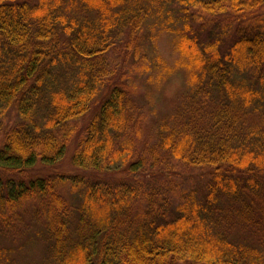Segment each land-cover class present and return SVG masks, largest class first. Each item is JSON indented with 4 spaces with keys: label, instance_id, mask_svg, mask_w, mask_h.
<instances>
[{
    "label": "trees",
    "instance_id": "obj_1",
    "mask_svg": "<svg viewBox=\"0 0 264 264\" xmlns=\"http://www.w3.org/2000/svg\"><path fill=\"white\" fill-rule=\"evenodd\" d=\"M263 5L0 0V232L29 214L45 245L34 264H264ZM120 46L143 79L115 77ZM176 70L179 101L161 114L152 92ZM73 143L79 172L27 174ZM171 160L204 177L184 186Z\"/></svg>",
    "mask_w": 264,
    "mask_h": 264
},
{
    "label": "rangeland",
    "instance_id": "obj_2",
    "mask_svg": "<svg viewBox=\"0 0 264 264\" xmlns=\"http://www.w3.org/2000/svg\"><path fill=\"white\" fill-rule=\"evenodd\" d=\"M259 11L261 14H264V5L260 8ZM216 21L224 22L226 20V17L224 16H216ZM214 22V21H213ZM157 49L159 54L166 59L168 65L173 62L178 57V53L175 49H173V43L171 36L169 34L163 33L159 36L157 39ZM123 48L122 46L113 48L110 53L109 57L111 62L113 63V66H120L121 63V70H124L123 72L127 75L122 74H116L115 77L121 76L123 80L127 79L128 76H139L140 79H143L141 75L138 73H135L130 68V62H131V55L128 51L127 53H122ZM129 64V69H128ZM182 73L179 70H176L172 73L171 76L167 77V81L158 87L156 92L154 93L153 102L155 104V108L162 114L167 113L170 110V107L173 106V104L177 103L180 98V88L179 84L182 80ZM136 80V79H135ZM137 83H140L137 82ZM181 85V84H180ZM155 89V90H156ZM142 94V90L138 88L136 90V95ZM90 114H86V116L81 117L80 119L76 120L74 124L77 125V127L82 128L85 123L89 120ZM13 119V117H11ZM149 125L150 123V117L146 116L145 120L143 121L142 126V135L146 137V135H149ZM143 137V136H142ZM74 144H71L69 146V149L67 150L66 155L64 158L60 160L58 164L52 165L50 167L42 166L40 164H36L34 168L28 171V175H45L48 173H54V172H60V173H77L80 171V169L73 167L70 162L69 158L72 153V149L74 147ZM172 161V168L175 175V180L177 182L181 181L184 183V186H195L201 178L204 177V173L206 172V169L203 168H197V167H191L186 166L183 163L177 161V160H171ZM69 185L65 184L60 188L61 192L64 194H69ZM32 204H26L24 206V210L31 208ZM27 211V210H26ZM28 210L27 212H29ZM31 216L29 214H25L23 216V219L20 222H13L10 224L9 229H5L3 233L0 234V247H5L9 251L7 253L8 260L11 262V264H34L39 258L42 257L43 251L45 248L44 242L42 239L38 240L34 237V232L36 229V225L32 222V226H27V223L29 222Z\"/></svg>",
    "mask_w": 264,
    "mask_h": 264
}]
</instances>
